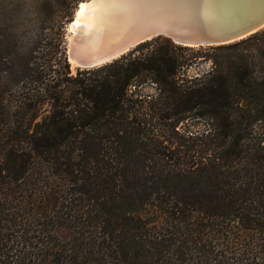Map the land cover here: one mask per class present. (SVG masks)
I'll list each match as a JSON object with an SVG mask.
<instances>
[{"label":"trees","instance_id":"1","mask_svg":"<svg viewBox=\"0 0 264 264\" xmlns=\"http://www.w3.org/2000/svg\"><path fill=\"white\" fill-rule=\"evenodd\" d=\"M62 18L0 30V264H264V30L72 74Z\"/></svg>","mask_w":264,"mask_h":264},{"label":"water","instance_id":"2","mask_svg":"<svg viewBox=\"0 0 264 264\" xmlns=\"http://www.w3.org/2000/svg\"><path fill=\"white\" fill-rule=\"evenodd\" d=\"M120 1L123 13L104 43L85 50L81 31L67 38L66 58L70 65L76 69L97 68L156 38L183 47H212L235 43L264 29V0ZM79 7L80 4L75 13Z\"/></svg>","mask_w":264,"mask_h":264},{"label":"rangeland","instance_id":"3","mask_svg":"<svg viewBox=\"0 0 264 264\" xmlns=\"http://www.w3.org/2000/svg\"><path fill=\"white\" fill-rule=\"evenodd\" d=\"M78 4L80 2L68 5L66 1L62 2L61 0H0V30L9 26L14 34V29L16 28L19 36L25 38H29V36L33 37L35 33L47 34L48 30H40V25L43 23V27L50 29L52 23L49 20L52 7H54L55 14L58 17H63L62 29L56 33H62L66 51L67 38L70 34L68 24L74 16ZM70 67L72 74H75V65L71 64ZM209 67V63L200 62L198 65L187 69L186 72L188 75L193 76L208 71ZM143 92L151 94L153 93V87L147 85ZM207 129H209L208 122L189 120L179 125L177 131L196 133L206 131Z\"/></svg>","mask_w":264,"mask_h":264},{"label":"bare ground","instance_id":"4","mask_svg":"<svg viewBox=\"0 0 264 264\" xmlns=\"http://www.w3.org/2000/svg\"><path fill=\"white\" fill-rule=\"evenodd\" d=\"M123 7L120 0L80 2L73 23H70L68 28L70 32L68 39L81 31L80 39L83 42V49L88 50L94 48L99 42L104 43L110 29L117 27Z\"/></svg>","mask_w":264,"mask_h":264}]
</instances>
